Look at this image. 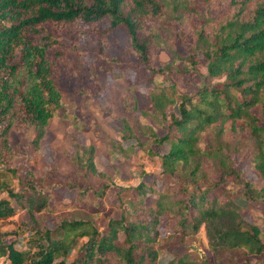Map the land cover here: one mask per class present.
Instances as JSON below:
<instances>
[{
    "label": "trees",
    "instance_id": "1",
    "mask_svg": "<svg viewBox=\"0 0 264 264\" xmlns=\"http://www.w3.org/2000/svg\"><path fill=\"white\" fill-rule=\"evenodd\" d=\"M185 14L197 24L192 41L181 23ZM121 33L126 43L108 55ZM77 36H86L105 74L135 71L153 85L152 117L163 134L145 125L140 131L168 152L160 157L159 177L132 188L127 202L117 195L119 217H110L105 228L62 216L51 229L45 215L74 208L73 202L55 204L56 188L77 190L78 202H88L91 193L100 207L109 185L96 190L87 181L89 173L104 177L94 148H78L76 178L49 174L48 189L26 168L15 191L19 152L11 135L33 128L39 147L61 106L58 80ZM158 49H166L171 61L155 64ZM200 65L207 76L192 95L157 84L167 75H200ZM106 146L109 156L123 153L109 137ZM236 159L249 161L259 182L247 180ZM0 163L7 167L0 171V195L7 193L27 213L28 232L46 243L29 255L0 235V264H159L164 253L172 256L167 264H264V232L244 220L236 203L243 197L264 204V0H0ZM165 175L182 183L178 193L159 188ZM79 179L87 182L83 190ZM16 212L10 200L0 199V220ZM162 219L176 222L165 235ZM201 228L211 258L182 253L186 238ZM252 256L263 261L252 262Z\"/></svg>",
    "mask_w": 264,
    "mask_h": 264
},
{
    "label": "rangeland",
    "instance_id": "2",
    "mask_svg": "<svg viewBox=\"0 0 264 264\" xmlns=\"http://www.w3.org/2000/svg\"><path fill=\"white\" fill-rule=\"evenodd\" d=\"M216 13H214L215 15ZM203 15L208 18L207 13ZM186 29L188 40L192 41L193 26L196 21L185 14L181 21ZM56 34L68 35L66 32L54 30ZM72 38L73 34H69ZM77 47L66 57L63 64V74L58 80L62 94L61 106L55 116L50 120L43 140L36 148L33 144L35 130L32 128L26 133H12L11 144L19 152L13 166L18 168L14 178V190L20 191L18 179H21L24 170H31L35 176L43 177L50 188L48 175L71 176L76 178L77 165L75 157L78 148L92 146L94 148V163L97 170L104 177L88 174L87 181L90 187L100 190L102 185H109L104 197L100 200V207L92 203L94 195L88 196L89 201L78 202L77 190L54 189L55 204L74 203V208L59 211L54 215H45L43 222L47 228L56 226L55 218L69 217L74 220L91 222L97 228H105L110 217L118 218L120 210L117 204V195L127 202L130 191L141 181H150L162 173L160 157L168 152V146H160L146 138L140 131V125L153 127L160 137L163 131L157 128L152 117L150 94L153 85L144 83L135 71L116 70L105 74L101 63L90 51L86 36H77ZM124 34L111 40V47L107 49L108 55H117V49L126 43ZM182 53L184 48L180 47ZM155 64L171 61L170 53L166 49H158L154 54ZM198 74L190 76L167 75L160 78L157 84L164 86L175 85L179 95L194 94L204 84L207 70L204 65L198 66ZM224 77L207 79L210 84L223 82ZM177 112V110H176ZM106 137H109L122 146L123 153L107 154ZM236 166L242 175L249 181L259 182L249 161L236 159ZM7 167L0 163V171ZM86 181L78 180L77 187L83 190ZM159 188H166L172 193H178L183 187L182 183L174 181L169 175L158 180ZM192 185H189V189ZM0 199L11 201L17 210L16 214L8 219L0 220V235L6 243H18L16 247L32 255L38 248L46 246L43 241H36L37 237L28 232L26 222L27 213L22 211L17 203L10 199L7 193L0 195ZM99 199V198H95ZM76 200V201H74ZM99 201V200H98ZM236 203L244 220L256 223L264 232V204L250 203L243 197H237ZM176 224L171 219H162L160 232L168 233ZM182 253L188 252L195 258H211L204 228L194 236L186 238ZM33 243V246L30 245ZM172 260L169 253L160 255L158 263L167 264ZM252 262H262V256H252ZM238 263H241L239 260Z\"/></svg>",
    "mask_w": 264,
    "mask_h": 264
}]
</instances>
